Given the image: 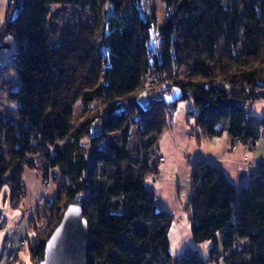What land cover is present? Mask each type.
<instances>
[{
    "label": "trees",
    "instance_id": "trees-1",
    "mask_svg": "<svg viewBox=\"0 0 264 264\" xmlns=\"http://www.w3.org/2000/svg\"><path fill=\"white\" fill-rule=\"evenodd\" d=\"M156 1L158 13L154 0H7L0 90L12 71L18 89L6 91L15 117L0 112V191L23 208L25 170L55 187L30 208L21 248L32 264L74 204L85 205L88 264H264V164L242 189L217 167L193 164L185 211L194 244L209 245L206 259L170 252L174 217L152 186L158 143L182 103L202 137L261 142L264 118L247 108L264 102V0ZM52 5L87 12L91 22L64 30L56 45L46 31ZM154 85L157 96L141 105ZM173 90L180 100L167 104Z\"/></svg>",
    "mask_w": 264,
    "mask_h": 264
},
{
    "label": "crops",
    "instance_id": "crops-1",
    "mask_svg": "<svg viewBox=\"0 0 264 264\" xmlns=\"http://www.w3.org/2000/svg\"><path fill=\"white\" fill-rule=\"evenodd\" d=\"M6 3L7 0H0V25ZM7 43L12 47L11 41L7 40ZM4 53H7V57L10 55V51L1 50L0 63L8 59ZM190 108V102L182 103L178 107L170 128L158 143V155L163 161L158 165L160 176L158 180H154L152 186L160 209L174 217L172 228L177 238L173 248L170 243V252L181 254L195 250L206 259L209 245L200 247L194 244L185 211L191 192L190 172L193 164L201 160L217 167L230 184L236 189H242L247 186L248 170L256 164H264V144L261 141L248 148L244 142H235L225 133L219 137H202L200 131L192 127V120L187 119L186 113ZM247 111L251 116L263 119L264 102H253ZM23 182L26 189L23 208L12 205L6 187L0 191V264H8L7 258L11 254H17L15 264H32L26 248H19V242L30 236V219L26 215L33 214L30 209L32 204L45 196L46 189L34 171L24 172Z\"/></svg>",
    "mask_w": 264,
    "mask_h": 264
},
{
    "label": "water",
    "instance_id": "water-1",
    "mask_svg": "<svg viewBox=\"0 0 264 264\" xmlns=\"http://www.w3.org/2000/svg\"><path fill=\"white\" fill-rule=\"evenodd\" d=\"M180 97V93L173 90L165 102L171 104L179 101ZM84 207V204H74L65 210L46 242L43 259L36 264H88L89 230Z\"/></svg>",
    "mask_w": 264,
    "mask_h": 264
},
{
    "label": "rangeland",
    "instance_id": "rangeland-1",
    "mask_svg": "<svg viewBox=\"0 0 264 264\" xmlns=\"http://www.w3.org/2000/svg\"><path fill=\"white\" fill-rule=\"evenodd\" d=\"M153 4L157 10V13L162 11V5L160 3H158V1L154 0ZM91 19L92 18H91L89 13L82 12L81 10L76 9L74 7H69V6L65 7L62 5H52L51 7H49V16H48V23L49 24H48V27L46 28V31L49 33L50 41L57 45L61 41L64 30H66V29L78 30L80 28H83L86 26L87 23L91 22ZM53 31H57V34L55 36H52ZM7 53H9V52H7ZM7 53H4L6 57H7ZM4 61H7V59ZM10 75L12 78L11 84H9V86H6L4 91L0 90V112H4L3 114H5L7 116H11V117L14 116L15 117V115H16L15 111H16L17 103L9 101L6 97V94H7L9 89L10 90H17L18 89V80H17V76H16L15 72L12 71V73H10ZM1 76H3V75H1ZM0 81H2L1 78H0ZM155 87H156V85L150 86V87L148 86L147 90L149 91V93H147V92L143 93L141 95V97L139 98V103L141 105H145L146 102H148L149 98H152V97L154 98L157 96V94H154L156 91ZM158 93H159V89H158ZM81 111H82V106H81V104L78 103L75 107V115H79ZM98 130H99V126L96 125L94 127L93 132L97 133ZM24 172H26V170ZM248 172H251V170H248ZM156 180H158V178H156L155 181ZM42 182L45 184V189H46V192L44 194L45 195L44 198H45V197L50 196L51 192L53 193L55 187L51 181L49 182V180L48 181H42ZM187 194H188V192L186 193V195ZM42 198L43 197L38 198L37 205H39L41 203ZM26 216H29V219L31 220V218L34 217V213L33 214L30 213ZM176 238H177V234H176V232H174V228H172L169 232V240L171 239V242H170L171 248H173V245H174V242L176 241Z\"/></svg>",
    "mask_w": 264,
    "mask_h": 264
},
{
    "label": "built area",
    "instance_id": "built-area-1",
    "mask_svg": "<svg viewBox=\"0 0 264 264\" xmlns=\"http://www.w3.org/2000/svg\"><path fill=\"white\" fill-rule=\"evenodd\" d=\"M260 131H262L263 133H262V134H259ZM257 138H258L257 142L262 141L263 144H264V129H263V126H262V125H259V127H258ZM250 148H251V147H250ZM158 160H159L160 163H161V162L163 161V158L159 157ZM159 176H160V174L157 173V174L155 175V178H158ZM24 245H25L24 240H21V241L19 242V247L21 248V247H23ZM16 255H17V254H11V255L8 256V258H7V262H8V264H12L13 261H15Z\"/></svg>",
    "mask_w": 264,
    "mask_h": 264
},
{
    "label": "bare ground",
    "instance_id": "bare-ground-1",
    "mask_svg": "<svg viewBox=\"0 0 264 264\" xmlns=\"http://www.w3.org/2000/svg\"><path fill=\"white\" fill-rule=\"evenodd\" d=\"M262 133H263L262 131L259 132V134H262Z\"/></svg>",
    "mask_w": 264,
    "mask_h": 264
}]
</instances>
